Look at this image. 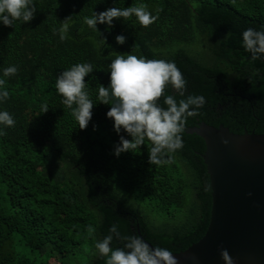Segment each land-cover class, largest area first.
<instances>
[{
  "label": "trees",
  "instance_id": "16d2710c",
  "mask_svg": "<svg viewBox=\"0 0 264 264\" xmlns=\"http://www.w3.org/2000/svg\"><path fill=\"white\" fill-rule=\"evenodd\" d=\"M141 2L156 20L146 27L133 17L113 18L108 28L97 24L105 42L83 23L92 9ZM34 6L30 21L0 25V68L17 66L4 78L9 97L0 104L15 120L0 135V264H104L93 241L113 223L172 253L198 242L210 222L211 188L205 142L185 128L203 122L264 133V58L252 59L240 43L243 29L264 27V0H34ZM62 22L69 25L64 40L51 30ZM118 33L123 44L114 40ZM127 52L173 61L185 95L205 98L186 117L183 146L166 163L147 161V140L112 153L118 134L96 92L108 82V62ZM85 61L93 65L84 79L96 103L80 129L54 81ZM165 94L175 92L166 87ZM41 105L48 109L40 113ZM121 245L114 237L112 246Z\"/></svg>",
  "mask_w": 264,
  "mask_h": 264
},
{
  "label": "clouds",
  "instance_id": "9594fccd",
  "mask_svg": "<svg viewBox=\"0 0 264 264\" xmlns=\"http://www.w3.org/2000/svg\"><path fill=\"white\" fill-rule=\"evenodd\" d=\"M35 10L34 0H0V25L13 26L14 21L28 22ZM129 17L145 27L156 20V16L141 2L125 7L109 6L98 12L92 9L90 15L83 17V23L105 42L97 24L108 28L113 18L126 20ZM51 30L60 40H64L69 25L62 22L58 26L54 25ZM240 37L243 49L252 59L258 56L264 58V27H247L240 32ZM114 40L117 44H123L125 36L118 33ZM92 70L91 63L76 62L62 69L54 81L55 90L61 95L62 104L70 110L76 127L84 129L88 125L91 109L97 101L107 104L109 107L105 117L111 119L112 128L118 134V142H114L112 147L113 155L131 152L141 144L145 145L147 140V161L150 164L170 161L171 153L183 146L181 133L186 117L195 115L204 105V96L191 93L185 95L186 80L173 61L148 59L127 52L116 54L108 62V82L106 85L99 83L96 102L93 103L84 79ZM16 72L17 66L14 64L0 68V104L9 97L8 89L3 87L4 78ZM166 87H171L175 95L165 94ZM161 97L162 103L159 102ZM47 109L46 105H41L40 113ZM14 124L12 114L0 108V135L4 134L5 127ZM121 131L125 135H120ZM92 231L90 227L89 233ZM114 237L122 242L121 246H112ZM93 248L103 258L104 264H176V257L167 247L151 245L134 232L122 234L115 223L109 225L108 234L93 241ZM219 256L223 264H233L226 249L221 248Z\"/></svg>",
  "mask_w": 264,
  "mask_h": 264
},
{
  "label": "water",
  "instance_id": "95a60500",
  "mask_svg": "<svg viewBox=\"0 0 264 264\" xmlns=\"http://www.w3.org/2000/svg\"><path fill=\"white\" fill-rule=\"evenodd\" d=\"M185 131L205 142L201 157L210 181L211 211L204 236L172 253L176 264H223L221 248L233 264H264V133L238 134L223 124L203 122Z\"/></svg>",
  "mask_w": 264,
  "mask_h": 264
},
{
  "label": "rangeland",
  "instance_id": "374dc122",
  "mask_svg": "<svg viewBox=\"0 0 264 264\" xmlns=\"http://www.w3.org/2000/svg\"><path fill=\"white\" fill-rule=\"evenodd\" d=\"M157 216L153 215V218H156Z\"/></svg>",
  "mask_w": 264,
  "mask_h": 264
}]
</instances>
